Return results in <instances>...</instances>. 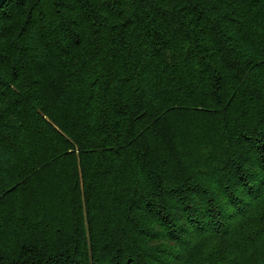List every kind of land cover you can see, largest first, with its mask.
<instances>
[{"label": "trees", "instance_id": "obj_1", "mask_svg": "<svg viewBox=\"0 0 264 264\" xmlns=\"http://www.w3.org/2000/svg\"><path fill=\"white\" fill-rule=\"evenodd\" d=\"M0 264H264V0H9Z\"/></svg>", "mask_w": 264, "mask_h": 264}, {"label": "water", "instance_id": "obj_2", "mask_svg": "<svg viewBox=\"0 0 264 264\" xmlns=\"http://www.w3.org/2000/svg\"><path fill=\"white\" fill-rule=\"evenodd\" d=\"M9 0H4L2 7L8 2ZM0 7V9L2 8Z\"/></svg>", "mask_w": 264, "mask_h": 264}, {"label": "snow or ice", "instance_id": "obj_3", "mask_svg": "<svg viewBox=\"0 0 264 264\" xmlns=\"http://www.w3.org/2000/svg\"><path fill=\"white\" fill-rule=\"evenodd\" d=\"M4 0H0V7H2Z\"/></svg>", "mask_w": 264, "mask_h": 264}]
</instances>
